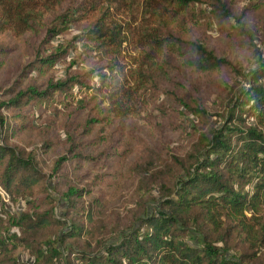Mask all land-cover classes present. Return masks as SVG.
<instances>
[{"label": "trees", "instance_id": "obj_1", "mask_svg": "<svg viewBox=\"0 0 264 264\" xmlns=\"http://www.w3.org/2000/svg\"><path fill=\"white\" fill-rule=\"evenodd\" d=\"M231 17L225 0H0V28L34 39L30 58L0 93V264H264V211L257 208L264 201V50L251 42L241 20L227 25ZM214 19L225 32L245 38L253 51L245 71L197 38L201 24ZM74 25L77 32L67 41L51 45ZM78 45L104 56L109 72L89 74L91 69L23 83ZM122 45L135 51V67L129 80L109 94L110 109L119 116L131 112L121 102L132 90L151 93L171 71L227 68L240 78L219 120L206 129L192 127L196 138L184 162L175 158L181 173L170 188L157 197L141 193L134 219L114 237L94 239L92 245L80 239L92 236L97 205L79 199L89 189L75 187L68 172L56 167L73 162L77 168L94 159L84 153L82 136L98 117L63 127L67 154L48 174L34 150L7 141L33 127L34 105L73 87L90 89L94 75L105 81L117 77ZM176 99L186 114L207 120L209 113L196 99ZM102 175L93 176L91 184ZM59 203L61 214L55 210Z\"/></svg>", "mask_w": 264, "mask_h": 264}, {"label": "rangeland", "instance_id": "obj_2", "mask_svg": "<svg viewBox=\"0 0 264 264\" xmlns=\"http://www.w3.org/2000/svg\"><path fill=\"white\" fill-rule=\"evenodd\" d=\"M225 1L232 14L227 25L236 24L235 18L241 20L251 35V42L262 52L264 0ZM76 27L74 25L68 32L56 36L51 45L67 41L77 32ZM197 38L236 69L245 71L253 62V51L247 48L245 38L225 32L215 19L201 24ZM33 43L34 39L28 33L16 35L9 29L0 28V93L12 84L24 58H30ZM125 47L115 61L117 77L109 76L105 81L103 77L94 75L88 81L90 89L73 87L68 93H55L49 100L34 105L37 117L33 127L7 141L9 145L26 151L34 150L41 169L48 174L53 162L67 154L68 142L63 127H74L93 114L98 117L99 120L92 123L88 133L82 136L84 153L94 159L86 160L77 168L73 167V162H61L56 167L68 172L67 179L75 187L89 189L79 199L85 204L97 205L93 213L96 228L91 237L80 239L92 245L94 239L114 237L116 230L134 219L141 209V193L147 191L157 197L170 188L173 177L181 173L175 158L184 162L196 138V129L203 126L206 129L219 120L217 115L221 114L229 91L238 86L240 78L227 68L203 73L195 70L171 71L170 78L159 80L158 87L151 93L132 90L129 100L121 102L130 106L131 112L119 116L110 109L108 100L117 84L124 85L133 74L135 63L132 56L135 51L127 45ZM106 60L94 50L87 51L78 45L53 65L30 73L23 83L36 85L44 83L48 77L63 79L68 74L91 69L89 74L108 73L110 62ZM176 98L196 99L209 113L207 120L194 119L186 114ZM98 174L103 175L96 178V184L92 185V177ZM96 196L99 200L93 199ZM259 205L258 212L264 211V201ZM55 210L57 214L63 213V204H57ZM21 256L24 258V254Z\"/></svg>", "mask_w": 264, "mask_h": 264}, {"label": "built area", "instance_id": "obj_3", "mask_svg": "<svg viewBox=\"0 0 264 264\" xmlns=\"http://www.w3.org/2000/svg\"><path fill=\"white\" fill-rule=\"evenodd\" d=\"M0 195H1L2 197L4 196L3 192L1 191V189H0Z\"/></svg>", "mask_w": 264, "mask_h": 264}]
</instances>
